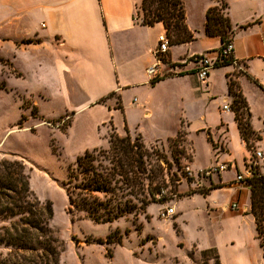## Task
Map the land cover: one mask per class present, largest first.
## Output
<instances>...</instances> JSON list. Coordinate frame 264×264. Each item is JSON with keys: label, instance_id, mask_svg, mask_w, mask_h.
I'll list each match as a JSON object with an SVG mask.
<instances>
[{"label": "crops", "instance_id": "obj_1", "mask_svg": "<svg viewBox=\"0 0 264 264\" xmlns=\"http://www.w3.org/2000/svg\"><path fill=\"white\" fill-rule=\"evenodd\" d=\"M142 1L0 0V25H6L12 38L32 36L49 43L47 54L54 58L48 69L53 73L62 101L70 112L80 114V120L86 119L92 124L88 133L77 134L78 142L85 144L80 149L82 152L100 143L93 129L106 122H111L120 137L138 135L144 142L146 132L151 133L147 144H166L183 131L191 147L192 160L180 161L187 163L196 175L214 162L197 167L190 136L203 134L212 154L211 143L218 144L220 162L231 167L208 179H188L202 192L191 193L178 202L201 198L211 223L224 229L226 240L221 239L213 247L219 264H264L263 249L250 213L249 187L245 182H235V177L243 174V161L249 150L240 136L228 92L231 81L233 90L245 102L250 130L258 136L251 141L253 147L264 155V0H218L226 4V15L233 30L230 42L234 64L213 66L204 81L186 75L154 83L149 81L146 69L154 63L157 38L165 35V30L161 23L141 24ZM218 2L182 0L184 22L193 40L169 46L168 64H180L200 54L216 61L220 39L206 36L204 25L207 10L218 6ZM196 41L202 42V47L191 49ZM219 81L221 91L216 90ZM185 84L192 96L187 104L202 103L193 120L183 112L184 94L179 98L180 113L170 117L169 100L176 99L177 95L173 89ZM163 86L168 87L167 93L152 95ZM110 94L117 97L118 105ZM104 100L105 104L100 103ZM224 105L230 111H223ZM98 113L102 119L93 120ZM76 126L80 129L82 125ZM88 142L93 143L88 146ZM231 204L236 209H230Z\"/></svg>", "mask_w": 264, "mask_h": 264}, {"label": "rangeland", "instance_id": "obj_2", "mask_svg": "<svg viewBox=\"0 0 264 264\" xmlns=\"http://www.w3.org/2000/svg\"><path fill=\"white\" fill-rule=\"evenodd\" d=\"M201 47L202 42L196 41L191 49ZM49 48V43L41 38H12L6 31V25H0V208L2 203L10 202L18 193L24 195L28 192L31 201L36 199L42 207L48 204L51 214L49 239L28 226H15L12 224L15 220H0V228L4 227L16 236L26 234L39 242H48L54 250L57 264H216L213 247L221 239L226 240L224 229L211 223L201 198L178 202L191 193L202 192L191 180L184 178V167L188 164H182L180 159L192 160L185 134L166 144H147L151 133L146 132L144 144L152 148L157 156L165 158L169 166L161 163L164 174L161 194L143 211L110 224H96L79 212L68 211L63 187L66 168L83 154L80 149L85 144L78 142L77 134L88 133L92 124L86 119L80 120V114L70 112L62 101L53 73L48 69L52 65L49 62L52 63L54 58L47 54ZM168 90L167 86H163L152 95L162 96ZM216 90H222L221 81L217 83ZM173 92L177 95L176 99L169 100V107L172 108L170 117L180 113L179 98L184 94L186 106L183 112L190 119H195L202 103L187 104L192 96L186 84L173 89ZM110 98L118 105L116 96ZM105 102L102 101L103 104ZM240 112L245 119V111ZM102 117L98 113L93 120L98 121ZM77 123L82 125L80 129ZM93 130L100 143L88 150L107 147V136L111 130L109 122ZM190 140L197 167L214 162L215 148L212 147V154L203 134H192ZM88 143L89 146L93 142ZM212 144L214 146L215 143ZM255 151L251 142L243 165H250L253 169L257 167L258 160L252 159ZM257 169L264 172L263 167ZM24 186L27 191L23 190ZM13 189L17 194L12 192ZM159 196L163 199L159 200ZM166 208H173L174 214L162 218L161 213ZM40 213L41 219L49 217L46 211ZM258 224L262 231L259 236L262 243L264 221L259 219ZM229 230L232 231V228ZM109 236L119 242H107ZM46 253L43 249L28 252L0 246V263L51 264L52 256Z\"/></svg>", "mask_w": 264, "mask_h": 264}, {"label": "trees", "instance_id": "obj_3", "mask_svg": "<svg viewBox=\"0 0 264 264\" xmlns=\"http://www.w3.org/2000/svg\"><path fill=\"white\" fill-rule=\"evenodd\" d=\"M225 10L226 4L220 2L218 7L209 8L206 12L204 34L219 37L221 43L214 67L232 65L235 62L231 54L226 57L220 56L233 35ZM139 13L142 25L162 24L169 46L193 40L184 22L182 0H143ZM228 92L232 97L231 110L240 136L246 148L250 150L251 141L258 139V136L250 130L245 102L241 95L233 90L231 81L228 83ZM112 95L110 94L109 97ZM241 110L245 111V119L242 118ZM109 124L111 130L107 136V147H95L84 151L74 163L67 165L66 180L63 182L68 211L79 212L96 224H110L128 215H136L143 211L146 205L154 203L157 195L161 194L160 186L164 184L161 163L169 166L167 160L157 156L152 148L144 144L140 136L132 138L126 134L120 137L116 134L111 122ZM183 134V131H179L175 138H180ZM211 145L214 148L212 143ZM257 167L264 169V165L259 161ZM257 167L253 169L250 166L251 176L245 180V183L249 187L250 213L254 217L259 238L262 231L258 220L264 221V172H260ZM23 190L27 191L25 186ZM14 194H17V191H14ZM16 196L6 204L2 203L0 220H15L12 223L15 226H28L30 229L39 231L40 236L43 234L46 239H49L48 228L51 217L49 205L42 207L34 198V201H31L32 197L28 192L24 195L18 193ZM162 199L163 196H159V200ZM44 211L49 215L45 220L40 218V212ZM13 230L17 233L16 228ZM107 242L118 243L119 241H113L109 236ZM0 246L14 251L28 252L43 249L48 252L47 255L52 256L51 264H57L54 250L48 242H39L26 234L18 236L10 234L4 227L0 228ZM260 246L264 257V240ZM215 260L216 264H219L216 254Z\"/></svg>", "mask_w": 264, "mask_h": 264}, {"label": "built area", "instance_id": "obj_4", "mask_svg": "<svg viewBox=\"0 0 264 264\" xmlns=\"http://www.w3.org/2000/svg\"><path fill=\"white\" fill-rule=\"evenodd\" d=\"M169 43L167 37L162 34L157 38V45L153 51L154 63L146 69V75L149 81L156 82L160 79L168 77H180L186 75H194L199 81H204L208 75L210 69L214 66V61L207 58L205 55H195L191 56L187 61H183L180 64H168L167 63V53H168ZM232 52L231 42L226 43L220 56H228ZM235 62H233L234 64ZM190 68H186V66ZM184 66V67H183ZM223 111H230L227 105L222 107ZM214 164L207 169L199 171L196 175L192 173L189 167L186 165L184 167V178L188 179H208L213 175H219L231 167L229 163L220 162L219 153L220 146L214 144ZM253 160H258L264 165V155L261 151H255L252 155ZM251 161H249L250 163ZM251 176L250 165H246L243 174H239L235 177V182L242 183L245 182L247 178ZM230 209H236L235 204L230 205ZM174 214L173 208H166L162 213V218H168Z\"/></svg>", "mask_w": 264, "mask_h": 264}]
</instances>
